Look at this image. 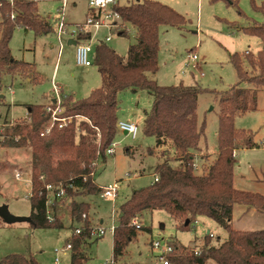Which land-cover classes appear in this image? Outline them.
<instances>
[{
    "label": "trees",
    "instance_id": "16d2710c",
    "mask_svg": "<svg viewBox=\"0 0 264 264\" xmlns=\"http://www.w3.org/2000/svg\"><path fill=\"white\" fill-rule=\"evenodd\" d=\"M219 1V0H212ZM232 4L229 0H224ZM254 9L264 13V3ZM121 19L135 32V43L128 46L126 56H120L105 43L95 47L93 63L100 77V86L80 100L62 93L63 111L60 117L71 118L62 128L54 126L44 137L40 129L47 121L45 105L27 107V118L14 122L11 134L17 141H8L5 147H26L30 150L31 188L29 202L30 227L33 229H61V219L54 214L49 222L45 215V196L39 195L43 184H66L72 180L75 189L67 190L70 216L84 225L79 236L70 237L72 245L70 264H86L85 247L91 238L89 220L81 215L89 212L90 205L74 198L99 194L93 182L92 164L105 158V151L117 132L121 93L145 90L152 97L151 108L144 114L142 131L153 137L156 148L167 147L161 162L154 168L158 180L132 191L119 206L117 224L112 235V260L123 255L125 248L136 238L131 224L144 212L166 211L180 231L193 229L198 217L213 220L226 233L222 242L205 244L194 253L178 245L168 256L170 264H264V229L236 230L231 221L235 205L245 206L264 214V195L237 190L233 187L234 154L238 149H257L250 132L234 127L237 116L256 110L257 89H264V24L243 28V33L257 37L261 49L255 54L229 55L239 81L218 97L217 151L207 164L210 154L202 153L204 124L197 121V99L205 92L197 85L159 86L153 77L159 70V29L180 27L186 23L183 16L170 7L153 0H137L114 7ZM20 28L35 35L52 32L51 24L42 18L37 4L26 0H0V79L2 75L20 76L39 83L34 65L18 61L11 55L9 42L14 29ZM90 33L82 36L89 38ZM247 66L250 71L245 69ZM76 119H80L77 122ZM172 154H168L169 152ZM98 153V155H97ZM199 162L201 164H199ZM200 165V166H199ZM43 177V181L39 177ZM83 177L86 178L85 182ZM55 207V204H54ZM210 234L206 237L212 238ZM0 264H38L31 256L9 254Z\"/></svg>",
    "mask_w": 264,
    "mask_h": 264
},
{
    "label": "rangeland",
    "instance_id": "374dc122",
    "mask_svg": "<svg viewBox=\"0 0 264 264\" xmlns=\"http://www.w3.org/2000/svg\"><path fill=\"white\" fill-rule=\"evenodd\" d=\"M135 1L119 0L118 4ZM153 1L170 7L186 20L180 27L159 29V70L153 79L159 86H176L181 83L185 86L197 85L206 90L198 96L196 113L198 124H204V138L200 148L202 153L210 154L208 164L217 151L219 94L235 84L246 87L239 81L229 55H255L261 49L260 40L243 33L242 29L253 24H264V13L253 7V4L257 8L261 7L264 0H229L232 4L224 0ZM36 4L39 15L51 24L52 32L38 36L31 31L16 28L9 48L14 59L34 65L41 82L35 84L27 78L8 75H2L0 79V112L14 122L26 119L28 106L51 103L52 83L76 100L86 98L90 89L100 86V77L93 63L94 54L90 55V67L76 65L75 48L68 44L65 37L62 38V50L58 54L60 45L54 33V22L58 17L60 1L39 0ZM87 14L86 0H79L66 6L64 20L68 24L83 23ZM121 26H129V32L118 36L100 28L94 35L101 42L111 35V41L105 44L124 57L128 46L135 43V32L127 23L123 22ZM190 51L198 57L197 70H192L187 63ZM245 69L250 71L247 66ZM118 101V121L134 123L139 133L132 139L118 132L113 140L117 144L114 155L99 157L91 165L92 180L96 186L119 183L118 197L114 202L100 198L99 194L74 198L78 202L90 204L92 223L96 225L97 219H101L105 229L117 224L116 220L112 221V215L117 213L118 216L119 206L132 191L152 183L154 168L161 162L162 154L169 150L168 146L156 148L154 138L143 134L144 114L150 110L152 103V97L147 91L123 92ZM76 120L79 122L80 119ZM234 127L250 132L253 141L260 147L236 150L233 187L264 195V89H257L256 110L235 117ZM14 170L21 173L23 181L14 179ZM30 171L31 156L28 148H0V207L6 206L16 217H29L31 213L30 186L25 181L30 179ZM240 208L244 207L234 206L231 221L233 229H264V214L255 212L238 219ZM54 214L61 219V229H33L26 222L8 225L0 219V259L9 254L31 255L38 264H52L54 249H61L69 241L73 229L79 226L70 216L69 206L64 202L55 208ZM86 215L88 217V212ZM137 222L143 228H149L150 232L138 231L136 238L129 243L115 264H155L156 252L151 247L155 240L169 238L188 250H199L207 243L216 246L227 237L221 227L206 217H198L194 228L187 231H180L177 223L164 210L144 212L137 218ZM209 233L213 237L207 239ZM87 243L90 246H84L88 257L86 264H106L112 260V233L108 230L100 238L88 239ZM68 259L66 256L63 263H67Z\"/></svg>",
    "mask_w": 264,
    "mask_h": 264
},
{
    "label": "built area",
    "instance_id": "2783aa9c",
    "mask_svg": "<svg viewBox=\"0 0 264 264\" xmlns=\"http://www.w3.org/2000/svg\"><path fill=\"white\" fill-rule=\"evenodd\" d=\"M12 2L13 0H7ZM26 1H33L37 2L39 0H26ZM61 6L57 10L58 17L55 20L54 29L57 41L59 42V52L60 54L62 50V38L65 37L67 41H75V63L78 66L83 67H90L92 62L90 60V55L94 54L95 47L101 43H107L111 41V35L117 34L118 36H122L125 33L129 32L128 27L121 26L124 22L120 15L114 11V7L118 4L119 0H86L88 6V14L86 19L83 23L77 24H68L65 23L64 20V13L65 8L69 3H75L79 0H59ZM126 23V22H124ZM120 26L122 29H120ZM100 28L107 29L111 35L105 37L104 42L98 41L95 38V33ZM93 32V33H92ZM90 33L89 38L83 39L82 36ZM187 63L192 70L198 69V57L194 52L190 51L187 54ZM52 93H53V100L51 103H48L44 107V113L48 115L47 121L42 125L40 129V136H46L54 126L58 128H62L67 124L71 123V118L67 117H60V114L63 111L61 106L62 104V92L61 88L52 83ZM26 119L27 114H26ZM14 125V120H6L2 118L0 113V148L4 146V144L8 141H17V138L11 134V128ZM117 132L123 133L126 136H130L132 139H135L139 133L138 127L134 124L125 123V122H118L117 125ZM117 144L111 143L109 147L105 151V155L112 156L115 153ZM98 155V153H97ZM14 179L16 181H23L22 175L18 170H14L13 172ZM93 177V174H91ZM129 178V176H127ZM40 181H43V177H39ZM86 178L83 177V181L85 182ZM158 178L154 175L153 182H157ZM26 183L29 184L31 188V181L30 179L25 180ZM74 183L72 180L66 184H43L42 191L39 192V195L44 193L45 196V215L49 222L54 220V204H61V202H65L67 200V190L75 189ZM119 183L114 182L107 186L99 187V196L102 199H106L108 201L114 202L118 197V190H119ZM31 193L29 194V196ZM111 218L114 222L117 221V213H114ZM81 219L84 222L88 220L87 215L82 214ZM136 229H139L141 225L137 222V220H133L131 222ZM116 225L112 224L105 229L102 225L92 226L91 224L88 225V230L91 232V238H100L102 237L106 230L110 233L114 232ZM85 229L84 225H79L73 229V235L79 236L81 232ZM210 234V233H209ZM212 236V234H210ZM152 250L156 252L154 258L156 264H170L168 260V256L170 254L175 253L178 250V245L173 242L171 239H161L155 240L152 242ZM72 250V245L70 241H67L65 245L61 249H54V260L53 264H70L68 261L67 263H63V257L70 254ZM194 253L197 254L198 250L194 249ZM106 264H115L114 260L110 262H106Z\"/></svg>",
    "mask_w": 264,
    "mask_h": 264
},
{
    "label": "crops",
    "instance_id": "0c3cea01",
    "mask_svg": "<svg viewBox=\"0 0 264 264\" xmlns=\"http://www.w3.org/2000/svg\"><path fill=\"white\" fill-rule=\"evenodd\" d=\"M73 4H75V3H73ZM61 88V87H60ZM92 89H90L88 92L90 93V91H91ZM61 91H63L62 90V88H61ZM63 93V92H62ZM88 93V94H89ZM44 105H47V104H44ZM1 113V112H0ZM1 116H2V118H4V119H6V120H8L7 118H6V116H4V115H2V113H1ZM118 122H125V123H130V122H126V121H118ZM130 124H134V123H130ZM135 125V124H134ZM245 150V149H244ZM129 151V150H128ZM83 197V196H82ZM76 201V200H75ZM76 202H78V201H76ZM67 206H69L70 205V200L69 199H67L65 202H64ZM90 205V204H89ZM57 207H60V204H57L55 207H54V210H55V208H57ZM91 207V206H90ZM244 208H240L239 210H238V214H237V216H238V219H242V218H244V216H246L247 214H253V213H255L256 211L254 210V209H249V208H246L245 206H243ZM233 211H234V208H233ZM90 217V214H89V212H88V218ZM92 219H91V217L89 218V222H90V224L92 225V226H97V225H102L103 224V220H99V219H97V223H96V225H94L93 223H92ZM73 234V233H72ZM68 241V240H67ZM89 244L88 245H86V248H89ZM87 250V249H86ZM66 256H68V261L70 260V254H68V255H66ZM66 256H64L63 257V259L66 257ZM63 261V260H62ZM115 263H116V261H114ZM154 262H155V258H154ZM53 264V263H52ZM155 264H156V262H155Z\"/></svg>",
    "mask_w": 264,
    "mask_h": 264
},
{
    "label": "water",
    "instance_id": "95a60500",
    "mask_svg": "<svg viewBox=\"0 0 264 264\" xmlns=\"http://www.w3.org/2000/svg\"><path fill=\"white\" fill-rule=\"evenodd\" d=\"M68 44L70 45H75V41H68ZM0 219L8 225L14 224V223H21V222H26L30 223L31 219L29 217H16L12 215L6 206H1L0 207Z\"/></svg>",
    "mask_w": 264,
    "mask_h": 264
}]
</instances>
